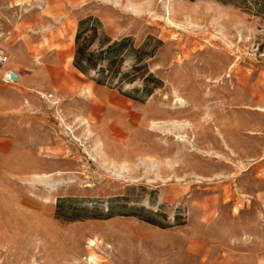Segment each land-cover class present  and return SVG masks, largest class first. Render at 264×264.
I'll use <instances>...</instances> for the list:
<instances>
[{
	"label": "rangeland",
	"instance_id": "1",
	"mask_svg": "<svg viewBox=\"0 0 264 264\" xmlns=\"http://www.w3.org/2000/svg\"><path fill=\"white\" fill-rule=\"evenodd\" d=\"M241 2L0 0V264H264V12ZM88 15L161 40L162 86L76 69Z\"/></svg>",
	"mask_w": 264,
	"mask_h": 264
},
{
	"label": "trees",
	"instance_id": "2",
	"mask_svg": "<svg viewBox=\"0 0 264 264\" xmlns=\"http://www.w3.org/2000/svg\"><path fill=\"white\" fill-rule=\"evenodd\" d=\"M241 4L247 9L253 8L256 12H264V0L261 2L242 0ZM151 39L155 40L157 45L162 43L151 35L139 46L135 45L133 37L129 35L112 38L105 32L99 18L88 15L78 21L72 63L84 74L93 72V78L99 84H109L121 89L124 84L140 82V87H133L131 90L141 92L145 99L162 86V81L149 70L147 64V60L155 52V48L147 49ZM126 60H129V63L124 65ZM61 202L62 199H58V215ZM145 220L159 224L153 219Z\"/></svg>",
	"mask_w": 264,
	"mask_h": 264
},
{
	"label": "built area",
	"instance_id": "3",
	"mask_svg": "<svg viewBox=\"0 0 264 264\" xmlns=\"http://www.w3.org/2000/svg\"><path fill=\"white\" fill-rule=\"evenodd\" d=\"M9 62V56L6 51L0 47V67ZM3 79L9 83H17L20 80V73L11 66L3 67Z\"/></svg>",
	"mask_w": 264,
	"mask_h": 264
},
{
	"label": "bare ground",
	"instance_id": "4",
	"mask_svg": "<svg viewBox=\"0 0 264 264\" xmlns=\"http://www.w3.org/2000/svg\"><path fill=\"white\" fill-rule=\"evenodd\" d=\"M21 78V77H20Z\"/></svg>",
	"mask_w": 264,
	"mask_h": 264
}]
</instances>
